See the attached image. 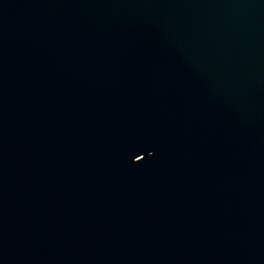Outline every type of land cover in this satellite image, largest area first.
Returning <instances> with one entry per match:
<instances>
[{"label":"water","instance_id":"95a60500","mask_svg":"<svg viewBox=\"0 0 264 264\" xmlns=\"http://www.w3.org/2000/svg\"><path fill=\"white\" fill-rule=\"evenodd\" d=\"M0 264H264V0H0Z\"/></svg>","mask_w":264,"mask_h":264}]
</instances>
